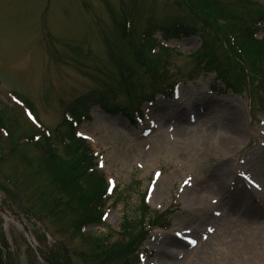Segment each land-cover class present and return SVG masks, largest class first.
Listing matches in <instances>:
<instances>
[{
    "label": "rangeland",
    "instance_id": "374dc122",
    "mask_svg": "<svg viewBox=\"0 0 264 264\" xmlns=\"http://www.w3.org/2000/svg\"><path fill=\"white\" fill-rule=\"evenodd\" d=\"M252 1L256 6L264 5V0ZM225 3L235 13L250 18L256 9L237 0ZM123 9L128 10L127 15ZM189 11L182 0H0V119L16 139L13 152L6 156L0 152V173L11 178L6 191H0V232L14 264H48V252L64 254L65 250L76 264H82L78 254L91 248L71 233L73 228L68 229L58 207L54 213L46 207L58 194L46 175L38 172L42 157L39 148L21 141L22 134H30L33 129L22 106L18 108L10 101L9 92L21 98L54 133L66 104L89 96L85 93L90 91H96V97L107 86L117 87L119 74L111 57L114 52L116 60L133 67L132 80L148 90L144 68L134 62L132 50L121 35L122 21L129 18V13L133 37L140 40L141 32L152 23L182 19L200 26ZM212 14L223 24L221 33L224 25L233 27L229 20ZM99 35L110 47L106 48ZM160 35L159 31L154 37ZM168 42L170 49L159 51H163L166 69L184 73L193 63L191 53L201 45L200 36ZM213 44L218 62L230 56L238 59L227 53L226 44L215 39ZM232 66L240 67L236 61L224 62L225 68ZM216 74H210L201 84L208 87ZM217 84L220 82L213 85ZM207 89L184 86L181 99L175 101L179 108L169 100L161 102L155 113L161 124L148 137H142L127 116L103 111L91 96L86 103L91 116L79 130L92 139V152L100 154L94 155L104 164L100 172L117 183V193L107 202L109 206L115 200L104 220L106 225H91L86 231L108 233L113 242L123 215H134L145 190L152 209H176L170 216L169 229L150 230L141 248L143 257H147L142 264H175L171 258L181 260L178 264H264V111L254 108L246 90L237 94L229 90L221 96ZM206 91L214 107L205 115L198 113L197 122L188 124L182 105L196 101ZM119 96L116 99L124 105L128 100ZM104 99L108 103V97ZM234 106L242 116L239 126L228 125L224 118H236ZM174 111L181 113L177 125L169 123ZM232 127L243 130L244 135L239 137ZM0 133H5L1 123ZM0 145L11 146L5 140H0ZM58 147L61 149L60 144ZM254 178L263 182L261 193L246 185ZM208 224L216 230L193 249L176 240L180 247H170L173 255L158 253L164 250L163 240L173 242L174 229L191 228L200 233ZM162 255L170 260L160 261Z\"/></svg>",
    "mask_w": 264,
    "mask_h": 264
},
{
    "label": "trees",
    "instance_id": "16d2710c",
    "mask_svg": "<svg viewBox=\"0 0 264 264\" xmlns=\"http://www.w3.org/2000/svg\"><path fill=\"white\" fill-rule=\"evenodd\" d=\"M197 5L202 16L205 12L211 15L217 13L213 7L220 8L223 4L222 0H197ZM198 14V13H197ZM214 17V16H213ZM249 21L252 22L250 15ZM241 26L233 33L246 36L245 28H247V19L245 16L238 17ZM246 24L244 27L243 25ZM216 26V25H215ZM243 27V28H242ZM172 31V30H171ZM185 34H198V30L188 28ZM249 38V37H248ZM247 47L250 56H260L264 58V38L261 41L252 40ZM210 46L203 41L202 48L199 51L198 65H202L205 60L202 59L208 53ZM257 61V59H256ZM257 64H259L257 62ZM263 66V61H260ZM219 69V67H218ZM81 110L74 108V114H78ZM88 108H85L87 115ZM72 113V112H71ZM73 114V115H74ZM75 116V115H74ZM56 134L52 137L43 136V138L34 144L38 145L43 151V156L39 157L38 169L39 173H44L52 188L57 192V197H53L51 204L46 207L53 213L58 207V212L65 218V224L69 228H73V235L79 236L91 251L82 253V263L84 264H128L144 234V219L147 207L141 203L133 216H125L123 219L121 238L109 245L104 244L107 235L91 234L87 239L81 232L84 224H100V209L103 206L102 195L105 191V180L96 171H93L92 157L85 141L74 134L72 124L63 119L55 128ZM60 135L61 139H67L61 152L58 151L56 138ZM14 140L11 141V143ZM12 148V147H11ZM89 168H91L89 170ZM139 232L140 236L135 237V233ZM65 250L64 254L50 252L46 254L50 264H74L72 258Z\"/></svg>",
    "mask_w": 264,
    "mask_h": 264
},
{
    "label": "bare ground",
    "instance_id": "6f19581e",
    "mask_svg": "<svg viewBox=\"0 0 264 264\" xmlns=\"http://www.w3.org/2000/svg\"><path fill=\"white\" fill-rule=\"evenodd\" d=\"M211 107V105H210V102H209V100H207V104H206V108L205 109H208V108H210ZM234 108H235V114H236V118H231V119H229L228 117H229V115H226L224 118L226 119H224L225 121H226V123L228 124V125H230V123H235V124H237L238 126L240 125V124H242L241 123V120H242V116H241V114H240V112L238 111V107L237 106H234ZM176 114V116H178V112H176L175 113ZM179 117V116H178ZM232 129H234V130H236L234 127H232ZM236 132H237V134L239 135V137H241L242 135H244V131L243 130H240V129H238V130H236ZM220 190L221 191H223V186H220ZM165 244H168V243H172V241H165L164 242ZM173 255V254H172ZM171 255V256H172ZM200 255H202V253H200ZM160 259H164V260H169L168 259V255H162L161 257H160ZM181 261V260H180ZM180 261H176V262H174L175 264H178V263H180Z\"/></svg>",
    "mask_w": 264,
    "mask_h": 264
},
{
    "label": "snow or ice",
    "instance_id": "6c2138e0",
    "mask_svg": "<svg viewBox=\"0 0 264 264\" xmlns=\"http://www.w3.org/2000/svg\"><path fill=\"white\" fill-rule=\"evenodd\" d=\"M29 116H31V113H29ZM257 187H259V185H257Z\"/></svg>",
    "mask_w": 264,
    "mask_h": 264
}]
</instances>
